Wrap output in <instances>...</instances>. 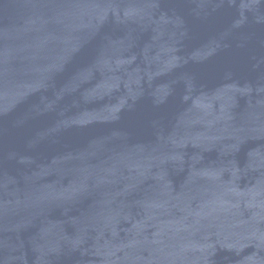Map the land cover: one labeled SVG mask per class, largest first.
Returning a JSON list of instances; mask_svg holds the SVG:
<instances>
[{"label":"water","instance_id":"water-1","mask_svg":"<svg viewBox=\"0 0 264 264\" xmlns=\"http://www.w3.org/2000/svg\"><path fill=\"white\" fill-rule=\"evenodd\" d=\"M0 264H264V0H0Z\"/></svg>","mask_w":264,"mask_h":264}]
</instances>
